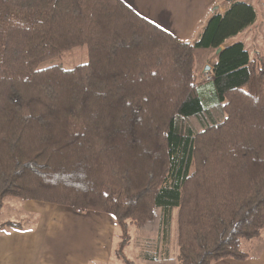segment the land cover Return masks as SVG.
Returning a JSON list of instances; mask_svg holds the SVG:
<instances>
[{
    "label": "trees",
    "instance_id": "1",
    "mask_svg": "<svg viewBox=\"0 0 264 264\" xmlns=\"http://www.w3.org/2000/svg\"><path fill=\"white\" fill-rule=\"evenodd\" d=\"M256 19L234 0L187 41L123 0H0V199L110 216L123 264L247 259L264 232V57L226 43Z\"/></svg>",
    "mask_w": 264,
    "mask_h": 264
},
{
    "label": "crops",
    "instance_id": "2",
    "mask_svg": "<svg viewBox=\"0 0 264 264\" xmlns=\"http://www.w3.org/2000/svg\"><path fill=\"white\" fill-rule=\"evenodd\" d=\"M140 16L177 38L195 41L215 11L223 14L234 0H123ZM264 11V0H239ZM256 19V21H257ZM257 23V22H255ZM253 24L254 30L259 25ZM255 30V31H256ZM235 43L232 39L226 45ZM225 47L222 46L221 49ZM251 54V52H250ZM252 56L264 55L256 51ZM217 56V54H216ZM214 62V58L212 59ZM39 213L38 222L20 228L0 223V264H113L120 239L114 220L102 213H77L64 206L24 202ZM248 257L213 264H264V232L246 244ZM123 264V262H122Z\"/></svg>",
    "mask_w": 264,
    "mask_h": 264
},
{
    "label": "rangeland",
    "instance_id": "3",
    "mask_svg": "<svg viewBox=\"0 0 264 264\" xmlns=\"http://www.w3.org/2000/svg\"><path fill=\"white\" fill-rule=\"evenodd\" d=\"M256 22L257 23L255 24L259 25L258 29H255L256 31L253 29L256 27L250 26L231 39L235 42H242L251 54H254L256 51H260L264 55V11L261 12V10H258V19ZM213 58L214 61L217 60V56H214ZM86 61L87 57L83 54V50L80 49L78 54L74 53L73 55H65L62 58L49 60L43 63L41 67L45 68L61 64L65 68H72L75 65ZM207 98H205V103L207 105L215 102L212 97ZM24 202L29 201H23L18 198L0 199V204L2 203V208L0 209V223L16 221L23 223V225H31V222H38L40 217L39 213L26 211L25 208H23L26 204ZM124 252L128 258L136 259L137 251L132 246H128ZM113 264H122V262L115 260Z\"/></svg>",
    "mask_w": 264,
    "mask_h": 264
},
{
    "label": "water",
    "instance_id": "4",
    "mask_svg": "<svg viewBox=\"0 0 264 264\" xmlns=\"http://www.w3.org/2000/svg\"><path fill=\"white\" fill-rule=\"evenodd\" d=\"M220 51H221V49L218 50L217 54H218ZM210 69H211V67L208 65V66H206L205 71H209Z\"/></svg>",
    "mask_w": 264,
    "mask_h": 264
}]
</instances>
